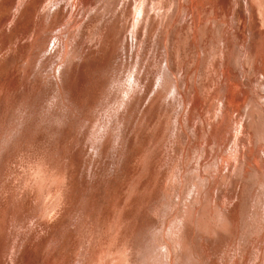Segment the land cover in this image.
Listing matches in <instances>:
<instances>
[{
	"label": "rangeland",
	"instance_id": "1",
	"mask_svg": "<svg viewBox=\"0 0 264 264\" xmlns=\"http://www.w3.org/2000/svg\"><path fill=\"white\" fill-rule=\"evenodd\" d=\"M17 1L0 0V264H75L79 259L80 238L92 237L93 232L99 240L104 232L103 238L107 240L110 230L119 233L118 245L129 243L136 257L139 253L137 258L142 259L141 264L145 256L147 263H153L150 254L156 252L155 245L151 249L152 239L156 244L168 236L177 246L175 264H264V180L261 177L264 114L249 105L254 95H264L259 83L264 82V77L254 76L252 64L247 71L249 80L243 81L239 91L231 88L236 94L227 102L230 119H225L219 128L220 120L214 122L218 129L216 136L207 140L210 151L206 161L202 162L204 150L200 149V155L197 152L205 134L200 141H193L187 160L186 140L179 138L174 127L175 112L178 110L185 117L194 103L197 105L190 116V125H202L198 114L204 113L207 118L222 117L218 113L219 99L221 92L227 90L225 83H221L222 75L229 74L227 78L231 81L235 76L230 68L231 49L235 42L240 48L241 43L244 47L248 45V31L254 32L252 37L257 38L264 23V0L252 15L244 0H219L220 8L214 11V17L210 11L201 16L205 19H202L204 27H209L207 17L215 21L211 37L183 36L180 45L173 41V33L183 24L178 16L173 18L166 33L162 31L163 38L156 18L149 26L151 14L161 15L159 0H145L146 15L136 8L142 0H23L19 7L21 13L15 8ZM185 1L181 0L184 4ZM166 2L172 4L174 0ZM57 8L62 13L52 22L47 21V10L53 12ZM153 25L156 29L148 34ZM94 33L95 39L91 40ZM59 40L62 45L58 44ZM165 40L169 43L172 68H177V58L182 53L180 75L185 82L177 91L182 93L174 95L173 90H165L161 98L152 102L151 91L160 85L158 73L165 66L159 50ZM174 68L178 79L180 75ZM232 68L239 70L237 63ZM182 95L186 103L179 107ZM124 106L135 107L128 115ZM105 126L116 148L124 152L120 167L114 165L116 148L110 149L107 160H99L97 150L87 140L94 130L103 137ZM229 132L231 142L225 140L219 150L221 154L216 152L220 157L212 160L216 137L220 145ZM187 133L192 135V129L186 130ZM246 134L249 136L243 145L239 142ZM122 136L126 140L124 144L120 143ZM197 162H201L200 166ZM182 164V169L188 171L179 184L173 178L175 174L179 176ZM198 168L205 172L202 178L196 174ZM39 169L44 176L53 175L54 179L58 173L63 172L61 176H64H59L64 181L59 195L63 200L53 209V218L46 227L33 219L39 193L32 184ZM92 171L96 172L95 177ZM171 174L173 180L169 179ZM181 186L184 192L178 197ZM198 203L199 206L202 203L201 207ZM183 221L185 230L180 225ZM158 230L164 236L157 240ZM145 247L150 256H142ZM153 260L156 263L157 257L152 256Z\"/></svg>",
	"mask_w": 264,
	"mask_h": 264
},
{
	"label": "bare ground",
	"instance_id": "2",
	"mask_svg": "<svg viewBox=\"0 0 264 264\" xmlns=\"http://www.w3.org/2000/svg\"><path fill=\"white\" fill-rule=\"evenodd\" d=\"M167 0H159V3H157V5L159 4L160 6L158 7L159 8V10H161L160 12H161V15L159 14V12L157 13L158 14V16H156V17H154V15L153 14H151L150 16L148 15V13H147V16H149V26H151V24H153L152 23V20L153 19H155L156 18V26H159L160 27V29H159V33H161V38H163V36H162V31L164 30H167V29H169V27H170V25H172V23H173V18L174 17H176V16H178V18H179V21H182L183 22V24H182V26L180 27V30L179 31H176L175 33H173L174 34V36H173V41H176V43L178 44V45H180L181 44V38L184 36V37H192V38H197V36H201V37H204V36H210L211 37V32H212V28H213V24L215 23V21H214V19L213 20H211L210 21V18L209 17H207V20H209V21H207V24H209V27H204V21L202 20V19H204L203 17H201L202 15L203 16H205L206 15V13L208 12V11H210L209 13H211L212 12V16L214 17L215 16V13H214V11H216V10H218L220 7H219V4L221 3V1H219V0H213V1H210V0H186L185 1V4L184 3H182L181 2V0H174V2L172 3V4H170V2H166ZM170 1V0H169ZM172 1V0H171ZM245 2H246V4H248V8H249V10H251L250 11V14L252 15L253 14V12H254V10L255 9H257V10H259L260 9V7L262 6V2H261V0H250V2L248 1V0H244ZM26 2V1H25ZM58 2V1H57ZM146 2H148V1H146ZM153 2V1H152ZM157 2V1H156ZM24 3V1L23 0H18L17 1V4H16V10H18V9H20L19 7L22 5ZM136 3V2H135ZM147 4V3H146ZM145 4V0H142V2H141V4H140V6H138V7H136L137 9H139V11H140V13L142 14V13H144V15H146V5ZM56 5H58L57 3H56ZM60 5H62V4H60ZM234 5V4H233ZM150 6H151V4H150ZM230 6V5H229ZM236 6V5H235ZM222 7V6H221ZM58 8H59V6H58ZM56 9L55 11H50V9H48L47 10V16H46V20L47 21H49V22H52V19L56 16H58L60 13H62V11L61 10H59V9ZM135 8V9H136ZM151 10H154L155 9V7L153 8L152 6H151ZM157 8V7H156ZM246 8V7H245ZM262 8L264 9V6H262ZM261 8V9H262ZM60 9H61V7H60ZM136 9V10H137ZM222 9V8H221ZM127 10V9H126ZM136 10H134V13H137V12H135ZM158 10V9H157ZM256 10V11H257ZM13 11H15V10H13ZM155 11V10H154ZM256 11H255V13H256ZM263 11V10H262ZM235 12V11H234ZM264 12V11H263ZM16 13V12H15ZM17 13H18V11H17ZM16 13V14H17ZM20 13H21V9H20ZM127 13V12H126ZM154 13V12H153ZM233 13V12H232ZM254 13V14H255ZM13 14H14V12H13ZM155 14V13H154ZM223 14V13H222ZM247 14V13H246ZM20 15V14H19ZM135 15V14H134ZM185 15V17L183 18V17H181V16H184ZM136 16V15H135ZM189 16V19L188 20H186V18ZM211 16V15H210ZM247 16V15H246ZM249 16V15H248ZM247 16V17H248ZM254 16V15H253ZM14 17V16H13ZM256 17V16H255ZM234 18H235V16H234ZM247 19H249V23L252 21L251 20V17H249V18H247ZM135 20V19H134ZM140 20V19H139ZM146 20H148V19H146ZM205 20V19H204ZM242 21V20H241ZM257 21V20H256ZM172 22V23H171ZM68 23V22H67ZM148 23V22H147ZM178 23H180V22H178ZM142 24V23H141ZM74 25V24H73ZM221 25V24H220ZM249 25V24H248ZM154 27H151L150 28V30L147 32L148 34L149 33H151L152 31H153V29H156V26L155 25H153ZM208 26V25H207ZM246 26H247V24H246ZM63 27V26H62ZM69 27V26H68ZM217 27V26H216ZM248 27V26H247ZM64 29V28H63ZM250 29H251V27H250ZM98 30V29H97ZM252 30V29H251ZM259 30V29H258ZM224 31V30H223ZM61 32V31H60ZM249 32V39H247L246 41L248 42V45L246 46V47H244V44H242L241 43V48L240 47H238V45L236 44V42L234 43L235 45H234V48H232L231 49V52H230V60H231V63H230V68H231V70L232 71H234V73H235V76H234V80L233 81H231L230 80V78H227V76L229 77V74L227 75V76H223L222 75V81H221V83L222 82H224L225 84V86H226V88H227V90L223 93V92H221V95H220V102H219V100H218V102L219 103H221V107H223V110L221 109V107H219L220 105H218V107H219V114L221 115L222 114V117L220 118L219 117V115L218 116H216V117H214L213 115L211 116L210 115V117H206V116H204L203 114H198V116H199V119H200V121H201V126L203 127V128H201V126L199 125V126H192V125H190V116H191V114H192V111L196 108V103H194L193 101L195 100V99H197L196 98V96H195V99H192L191 101L194 103L193 105H192V108L189 106V108H191L190 109V111L185 115V117H184V115H183V117H182V115L180 114L181 112H179L178 113V110H177V113L175 112V114H174V116H175V124H174V127H176V131L179 133V138H181L182 137V139H184V140H186V145H187V150H188V155L186 156L187 157V160H188V158H189V148H191L192 147V143H194L195 141H200L201 140V138H202V136H203V134H205V138L203 139V140H201V143H199V149L197 150V152H198V155H200V153H199V151H200V149H202V151H203V153H201L203 156L202 157H205L203 160H202V162L205 160H207L206 158L208 157V153H209V151L210 150H208V146L210 145V143L207 141L208 139H209V137H211V136H216V131H217V129L219 128V127H221V126H219V125H221L223 122H225V119H227V120H229L230 118H229V105H228V99H231V98H233L234 97V94H236L235 93V91H233V90H231V88H233L234 87V89L235 90H238L239 91V88H240V85L243 83V81H245V80H249V77L247 76V71H248V69H249V67H250V65H252L253 64V68H254V72H255V74H254V76H256V74H261L263 77H264V23H263V25L261 26V30H260V32H259V34H258V36H257V38L255 39L254 37H252V34L254 33V32H252V31H248ZM97 33H98V31H97ZM105 33V32H104ZM165 33H166V31H165ZM170 33V32H169ZM95 34V33H94ZM99 34H102V32L101 33H99ZM184 34H186V35H184ZM63 35V34H62ZM106 35V34H105ZM165 35V34H164ZM68 36V35H67ZM69 36H70V34H69ZM96 36V34L95 35H93V37L91 38V40L92 39H95L94 37ZM64 37H65V35H64ZM101 37V36H100ZM183 37V38H184ZM52 38V37H51ZM56 38V35H55V37H54V39ZM59 38V37H58ZM61 38V37H60ZM67 38V37H66ZM191 38V39H192ZM219 38V37H218ZM99 40H100V38H99ZM211 40V39H210ZM65 41H67V39L65 40ZM158 41V40H157ZM164 41V40H163ZM184 41V40H183ZM213 41V40H212ZM207 42V41H206ZM245 42V41H244ZM193 43V42H192ZM223 43V42H222ZM58 44H60V40L58 41ZM230 44V43H229ZM228 44V45H229ZM60 45H62V44H60ZM65 45H66V42H65ZM64 45V46H65ZM68 45V44H67ZM66 45V46H67ZM169 45V43L165 40V42L163 43H161V45L159 46L160 47V55H161V63L164 61L165 62V66H164V69H163V72L161 71V69H160V72H159V70H158V77H159V81H160V85L157 87V88H155V89H153L151 92V94H153V96H152V98H151V96H150V99H152L151 101L152 102H154V101H156L159 97L161 98L162 97V92L163 91H165V90H173V92H171V93H174V95L176 94V92L182 87V86H184V80H182V76L180 75V71H181V69L183 70V68H181L180 69V64H179V59L181 58V54L178 56L179 58H177V61H178V64H177V68L175 69L174 67V69L175 70H177V73H179V78L177 79L176 77H175V75H174V70H173V68L170 66V58H169V54H170V50L169 49H167V46ZM203 45V44H202ZM221 45V44H220ZM243 45V46H242ZM63 46V47H64ZM62 47V48H63ZM217 47H219V46H217ZM246 48V51L244 50ZM66 48L64 47V50H65ZM181 49V48H180ZM200 49H201V47H200ZM67 50V49H66ZM205 50V49H204ZM158 51V50H157ZM65 53H66V51H65ZM220 54V53H219ZM205 55V54H204ZM203 55V56H204ZM212 55V54H211ZM198 58H199V56H198ZM214 58V57H213ZM213 58H212V60H213ZM217 58V57H216ZM220 59V58H219ZM214 60H217V59H215L214 58ZM257 60V61H256ZM198 61V60H197ZM181 62V61H180ZM215 62V61H214ZM234 63H237V68L239 69V70H237V71H235L233 68H232V65L234 64ZM211 65H212V63H210ZM198 66V65H197ZM214 66V65H213ZM211 67V66H210ZM198 68V67H197ZM227 68V67H226ZM235 68V67H234ZM134 69V68H133ZM252 69V68H251ZM252 71V70H251ZM226 72V71H225ZM231 72V71H230ZM218 73V72H217ZM216 73V74H217ZM182 74V73H181ZM133 75V74H132ZM169 78V79H167L166 78V76ZM201 75V74H200ZM249 75H250V72H249ZM146 76V75H145ZM157 76V75H156ZM170 76H172V77H170ZM174 76V77H173ZM259 76V75H258ZM134 77V76H133ZM138 77V76H137ZM136 77V78H137ZM259 78V77H258ZM258 78H256V80L258 79ZM140 79V78H139ZM156 79V78H155ZM161 79H162V81H161ZM170 79H171V83H170ZM259 79H261V78H259ZM237 80H240V84L239 83H237ZM255 80V79H254ZM253 80V81H254ZM252 81V82H253ZM258 81V80H257ZM257 81H255V82H257ZM260 81H262V80H260ZM259 82V81H258ZM262 86H260L261 88L263 87V89H264V82L262 83V82H259ZM258 83V84H259ZM206 84V83H205ZM257 84V83H256ZM256 84H254V85H256ZM258 84H257V86L256 87H259L258 86ZM154 85V84H153ZM146 87H147V85H146ZM193 87H195L194 85H193ZM252 87V86H251ZM225 88V87H224ZM252 88H254V87H252ZM152 89V88H151ZM219 89V88H218ZM222 89V88H221ZM250 89V88H249ZM134 90V89H133ZM132 90V91H133ZM137 90V89H136ZM136 90H134V92L136 91ZM223 90V89H222ZM221 90V91H222ZM242 90V89H241ZM262 90V89H261ZM219 91V90H218ZM256 91V90H255ZM257 91H258V89H257ZM137 92V91H136ZM251 92H253V91H251ZM262 92V91H261ZM264 92V91H263ZM262 92V93H263ZM167 93V92H166ZM170 93V92H169ZM168 93V94H169ZM178 93V92H177ZM179 93H182V92H179ZM178 93V94H179ZM184 93H186V92H184ZM195 93V92H194ZM243 93H245V92H243ZM256 93V92H255ZM261 93V94H262ZM130 94V93H129ZM167 94V95H168ZM237 94H238V92H237ZM132 95H133V93H132ZM164 95V94H163ZM206 95V94H205ZM219 95V94H218ZM239 95V94H238ZM237 95V96H238ZM183 96V95H182ZM236 96V98H238ZM242 96H244V94H242ZM168 97V96H167ZM174 97V96H173ZM219 97V96H218ZM217 97V98H218ZM241 97V96H240ZM239 97V98H240ZM131 98V97H130ZM166 98V97H165ZM170 99L172 98L171 96L169 97ZM168 98V99H169ZM175 98V97H174ZM174 98H172V99H174ZM128 99V98H127ZM126 99V100H127ZM167 99V98H166ZM188 99V98H187ZM203 99V98H202ZM205 99V98H204ZM243 99V98H242ZM241 99V100H242ZM130 100V99H129ZM175 100V99H174ZM125 101V100H124ZM123 101V102H124ZM173 101V100H172ZM171 101V103H174V101L172 102ZM182 101V102H181ZM188 101V100H187ZM199 101V100H198ZM231 101V100H230ZM232 101H234V100H232ZM244 100H242V102H243ZM140 101H138L137 102V104L139 103ZM152 102H150V103H152ZM169 102V101H168ZM176 102V104H177V101H175ZM181 102V103H180ZM241 102V101H240ZM239 102V103H240ZM122 103V102H121ZM121 103H119V104H121ZM130 103V102H129ZM166 103H167V101H166ZM166 103H164V104H166ZM185 103H186V97L185 96H183L181 99H179V102H178V104H179V107H180V105H184L185 106ZM189 103V102H188ZM218 103V104H219ZM230 103H232V102H230ZM235 103V102H234ZM89 104V103H88ZM132 104V103H131ZM163 104V105H164ZM169 104V103H168ZM216 104H217V101H216ZM235 104H238V102L237 103H235ZM249 104V103H248ZM189 105V104H188ZM232 105H234V104H232ZM239 105V104H238ZM250 108L251 109H256L257 111H260V112H262L263 114H264V95H260V94H256V95H254V98H252V100H251V102H250ZM248 105V106H249ZM92 106V105H91ZM169 105H167V107H168ZM171 106H172V104H171ZM171 106H169V108L171 107ZM178 106V105H177ZM135 107V106H134ZM134 107H132L131 109H128V108H126L125 106H124V108H126L125 109V112L129 115V113L132 111V109H134ZM174 107H175V105H174ZM182 107V106H181ZM236 107V106H235ZM239 106H237L236 107V109L238 108ZM172 108H173V106H172ZM171 108V109H172ZM178 108V107H177ZM177 108H175V109H177ZM187 108H188V106L186 107V110H187ZM241 108V107H240ZM182 109V108H181ZM198 109V108H197ZM196 109V110H197ZM200 109V108H199ZM246 109H248V108H246ZM93 110V109H92ZM164 110V109H163ZM173 110H174V108H173ZM195 110V111H196ZM90 111V110H89ZM179 111H182V110H179ZM199 110H197L196 112H198ZM207 111H209V110H207ZM247 111V110H246ZM173 112V111H172ZM184 112V111H183ZM185 112H187V111H185ZM195 112V113H196ZM174 113V112H173ZM172 113V114H173ZM261 113V114H262ZM177 114V115H176ZM210 114V113H209ZM209 114H207V116H209ZM217 115V114H216ZM256 115V114H255ZM173 116V115H172ZM173 116V117H174ZM258 116V115H257ZM195 117V116H194ZM92 118V117H91ZM93 118H94V115H93ZM193 118V117H192ZM238 118V117H237ZM96 119V118H95ZM145 119H146V117H145ZM259 119V118H258ZM216 120H220V123L218 124V128L217 127H215L214 126V122L216 121ZM243 121H245L244 119H243ZM87 122H89V120L87 121ZM115 122V121H114ZM117 122V121H116ZM118 122H119V119H118ZM146 122V121H145ZM230 123H231V121H229ZM256 122V121H255ZM174 123V122H173ZM217 123V122H216ZM97 123H95L94 124V126L96 125ZM108 124V123H107ZM184 124V125H183ZM226 124V123H225ZM110 124H108V126H109ZM264 125V124H263ZM90 126V125H89ZM108 126H105V128L106 127H108ZM119 127V126H118ZM207 128H209L210 129V131L208 132V130H206ZM214 128H215V131H214ZM112 129V128H111ZM119 129H120V127H119ZM189 129L191 130L192 129V135H188V133L186 134V130H188L189 131ZM92 130V129H91ZM90 130V131H91ZM174 131H175V129H173ZM247 130V129H246ZM90 131H89V133H90ZM231 131V130H230ZM240 131H242V133H243V131H244V133H247V132H245V130L244 129H241L240 128ZM120 132V131H119ZM235 132V131H234ZM92 134H91V136H90V140L87 138V140L90 142V144H91V146H94V150L96 149L97 150V153H96V157L97 158H99V160H103V159H105L107 156H108V153H109V151H110V149H115L116 148V146H115V144L116 143H114V139H113V137L110 135V134H107V128H106V132H105V134H104V136L103 137H99L98 135H96V131L94 130L93 132H91ZM124 134V133H123ZM248 134V133H247ZM246 134V137L244 138H241V140H240V142L239 143H241V144H243L244 142H245V139L247 138V136H249V135H247ZM261 134H263V133H261ZM176 135H177V133H176ZM243 135V134H242ZM120 136V135H119ZM192 136V137H191ZM231 135H230V132H229V135H228V137L226 138V136L223 138V143L222 144H220V145H218V138L216 137V143H215V146H217L216 147V151L214 152V154H213V157H212V160H214V158H216L217 159V157H220L219 155L221 154V152H219V150H220V147H221V145H223V144H225L224 142H225V140L228 142L229 140H230V142H231V138H229ZM245 136V135H244ZM262 136V135H261ZM191 138H193V139H191ZM255 138V137H254ZM253 138V139H254ZM259 138V137H258ZM116 139H117V137H116ZM249 139V138H248ZM118 140V139H117ZM237 140V139H236ZM250 140H251V138H250ZM194 141V142H193ZM263 141H264V139H263ZM117 142V141H116ZM124 142H126V140H125V138H124V136H122V137H120V143H123L124 144ZM226 142V143H227ZM249 142V140L247 141V143ZM252 142V141H251ZM85 143H87V142H85ZM212 143V142H211ZM181 144V143H180ZM190 144H191V146H190ZM197 144V143H196ZM238 144V143H237ZM257 144H259V143H257ZM263 144H264V142H263ZM117 145V144H116ZM243 145H245V144H243ZM247 145H249V144H247ZM251 145V144H250ZM256 145V144H255ZM254 145V146H255ZM115 146V147H114ZM214 145H212V147H213ZM226 146V145H225ZM253 146V145H252ZM230 147V146H229ZM244 147V146H243ZM248 147H250V146H248ZM252 148V147H251ZM254 148V147H253ZM256 148V147H255ZM86 149V148H85ZM114 149H113V151H114ZM227 149V148H226ZM245 149V148H244ZM262 149V148H261ZM90 150V149H89ZM96 150H95V152H96ZM181 149H179V151H180ZM230 150V149H229ZM235 150V149H234ZM92 151V150H91ZM90 151V152H91ZM116 151H117V153H116V162H115V167L117 166V167H120V162H121V160H122V157H123V153H122V151L123 150H120V149H117L116 148ZM239 151V150H238ZM245 151V150H244ZM93 152V151H92ZM216 152H219L220 154H216ZM250 152V151H249ZM187 153V152H186ZM211 153H213V152H211ZM181 158H182V160L184 159V150L181 152ZM240 155V154H239ZM88 156V155H87ZM86 156V157H87ZM211 156V155H210ZM226 156V155H225ZM185 157V158H186ZM222 158H221V160L224 158V156H221ZM242 158H243V156H242ZM245 158V157H244ZM113 159V158H112ZM215 159V160H216ZM106 160H107V158H106ZM186 160V159H185ZM225 159H223L222 160V162L224 161ZM110 161V160H109ZM218 161V160H217ZM216 161V162H217ZM238 161V160H237ZM243 161H244V159H243ZM261 161V160H260ZM85 162V161H84ZM99 162V161H98ZM100 162H102V161H100ZM104 162V161H103ZM111 162H112V160H111ZM124 162V161H123ZM183 162V161H182ZM221 162V163H222ZM201 163V162H200ZM200 163L199 162H197V164H198V166H200ZM206 163H208V162H206ZM220 163V162H219ZM221 163H220V165H221ZM224 163V162H223ZM93 164V163H92ZM216 164H218V163H216ZM264 164V163H263ZM86 165V164H85ZM89 165V164H88ZM210 165H211V163H210ZM209 165V166H210ZM219 165V166H220ZM243 165H245V163L243 164ZM249 165V164H248ZM93 166V165H92ZM185 167H186V164L184 165ZM216 166V165H215ZM222 166V165H221ZM220 166V167H221ZM86 167V166H85ZM211 167V166H210ZM217 167H218V165H217ZM247 167V166H246ZM183 168V164H182V167H181V172L179 173V176L178 175H176L175 174V178H173V179H175L177 182L179 181L180 183L181 182H183L182 181V179H185V174L187 173V171H185V170H183L182 169ZM208 168V167H207ZM221 169V168H220ZM223 169V168H222ZM245 169V168H244ZM85 170V169H84ZM113 170H115V169H113ZM121 170V169H120ZM119 170V171H120ZM216 170V169H215ZM218 171H219V169H217ZM228 170H229V168H228ZM247 170V169H246ZM252 170V169H251ZM61 171V170H60ZM67 171V170H66ZM194 172H195V170H194ZM221 172V171H220ZM223 172V171H222ZM229 172V171H228ZM241 172V171H240ZM36 173V179H35V183H33L32 185H33V187L34 188H36L37 189V191H38V193H39V195H37V196H39L37 199H36V209H35V214H34V216H33V219H36L37 220V222H39L38 224L40 225V226H44V227H46L47 226V224H48V222H49V220H50V218H51V215H52V211H53V209L54 208H58V206L57 205H59L60 204V202L61 201H59V200H61V199H59V195H61L60 194V192H62V191H60V190H62L61 188L63 187V184L62 183H64V181H61V178H64V176L62 177L61 176V174L63 173H61L60 175H59V173H58V177L59 176H61V178L59 177V179H57L56 177H55V179L53 178L54 176L52 175V176H49V174L48 175H43L42 173H44V172H42L40 169L37 171V172H35ZM65 173V172H64ZM92 173V176H96L97 174H96V172H91ZM205 172L204 171H202L201 170V168H198L197 169V171H196V174H197V176L198 177H200V178H202V174H204ZM46 174V173H45ZM207 174V173H206ZM57 175V174H56ZM65 175V174H64ZM69 175V174H68ZM172 176L174 177V175H172L171 174V176L169 177V179L170 180H173L172 179ZM66 178H67V176H65ZM83 177V176H82ZM209 177V176H208ZM212 177V176H211ZM261 177L263 178V180H264V167H262V171H261ZM65 178V179H66ZM72 179V178H71ZM92 179V178H91ZM209 179V178H208ZM207 179V180H208ZM63 180V179H62ZM67 180V179H66ZM69 180V179H68ZM174 180V181H175ZM72 181V180H71ZM92 181H94V180H92ZM210 181H212V179L210 180ZM67 182V181H66ZM88 182V181H87ZM178 182V183H179ZM68 183V185H69V182H67ZM66 183V184H67ZM179 183V184H180ZM187 184V183H186ZM186 184H185V186H186ZM190 184V183H189ZM264 184V183H263ZM31 185V186H32ZM71 185V184H70ZM172 185V184H171ZM183 185V184H182ZM204 185V184H203ZM169 186V185H168ZM175 186V185H174ZM184 186V185H183ZM183 186H181V188H182V190L180 191V189H179V191H178V197H180L181 196V192L183 191L184 192V188H183ZM187 187V186H186ZM264 187V186H263ZM200 188V187H199ZM33 189V188H32ZM194 189V188H193ZM35 190V189H34ZM185 190H186V188H185ZM206 190V189H205ZM27 191V190H26ZM70 191V190H69ZM198 191V190H197ZM33 192V191H32ZM182 192V193H183ZM194 192V191H193ZM30 193V192H29ZM186 193V192H185ZM204 193H205V191H204ZM34 194V193H33ZM33 194H32V196H33ZM66 195V194H65ZM200 195L202 196V193H200ZM205 195H206V193H205ZM208 195V194H207ZM200 196V197H201ZM213 196V195H212ZM193 197V196H192ZM207 197V196H206ZM189 198V197H188ZM203 198V197H202ZM207 198H209V197H207ZM174 199V198H173ZM63 200V199H62ZM172 200V199H171ZM205 200V199H204ZM196 201V200H195ZM261 201H262V199H261ZM59 202V203H58ZM197 202V201H196ZM263 202V201H262ZM20 203V202H19ZM201 204L202 203H200V206H199V203L198 204H196V205H198L199 207H201ZM57 206V207H56ZM60 206V205H59ZM188 206V205H187ZM206 206V205H205ZM119 211V210H118ZM121 212V211H120ZM56 213V212H55ZM205 213H206V211H205ZM189 214H191V212H189ZM123 215V214H122ZM192 215V214H191ZM117 216V215H116ZM175 217H178V216H175ZM53 218V217H52ZM51 218V219H52ZM168 218V217H167ZM170 218V217H169ZM169 218H168V220H169ZM165 220V219H164ZM172 220H173V218H172ZM51 221V220H50ZM119 221V220H118ZM36 222V223H37ZM169 222V221H168ZM167 222V223H168ZM192 222V221H191ZM165 223V224H164ZM163 224V228L165 229V225L167 226V224H166V220L162 223ZM170 224V223H169ZM183 224V228H184V230L186 229V224H185V221H183L180 225H182ZM160 225V224H159ZM161 227H162V225H161ZM169 227V226H168ZM163 228H162V230H163ZM238 228V227H237ZM161 229V228H160ZM159 229V230H160ZM168 229V228H167ZM158 230V231H159ZM91 231H92V229H91ZM91 231H89V232H91ZM106 231V230H105ZM168 231H169V229H168ZM182 231H183V229H182ZM34 232V231H33ZM167 232V231H166ZM172 232V231H171ZM186 231H184V233H185ZM237 232H238V229H237ZM159 233V235H154V236H156L155 238L158 240V238H160L159 236H161V238L164 236H162V235H160V231L158 232ZM169 233H170V231H169ZM94 234L95 233H93V232H91V235H92V237L90 238V237H84V239L82 240V238H80V240H79V242H77V250H78V256H79V259H78V261L77 262H75V264H141V261H142V259L140 260L139 258H137V257H139L138 256V254H137V257H136V251H135V249H130V244L129 243H122L121 245H118V242H120L119 241V239H118V234H117V232L114 230H110V232H109V234H108V236L110 237L109 239H107V240H104V238H103V234H104V232H103V234H100V239L98 240V239H96L95 237H94ZM177 234V233H176ZM167 235H171V234H168V232H167ZM238 235V234H237ZM32 236V235H31ZM153 236V237H154ZM152 237V236H151ZM152 237V238H153ZM183 237V236H182ZM99 238V237H98ZM122 238V237H121ZM168 238H169V236H168ZM167 238V239H168ZM178 238V237H177ZM122 239H126V238H122ZM167 239L166 240H164V239H162L161 241H159L158 243H154V242H156V240L154 241V239H152L153 240V243L151 244L150 243V241H149V243L151 244V246L152 245H155V251L154 252H156V254H153L152 252H150V253H152V254H150L151 255V261L150 262H153L152 264H154L155 263V260H153L152 261V256H153V259L155 258L156 259V257H157V261H158V263H157V261H156V263L157 264H175L176 262H175V253H178L177 252V246H176V244H173V243H171V240H170V238H169V240H170V242L169 241H167ZM184 239V238H183ZM31 240V239H30ZM29 240V241H30ZM160 240V239H159ZM179 240V239H178ZM186 240V239H185ZM97 241H98V243H97ZM144 241V240H143ZM181 241V240H180ZM187 241V240H186ZM186 241H185V243H186ZM127 242V241H126ZM172 242H173V240H172ZM184 242V241H183ZM182 242V243H183ZM31 243V242H30ZM121 243V242H120ZM147 243V242H146ZM145 243V245L147 246V244ZM175 243V242H174ZM28 246V245H27ZM187 246V245H186ZM149 247V250H150V246H148ZM179 247H181V246H179ZM154 247L152 246L151 247V249L152 250H154L153 249ZM183 248V247H182ZM144 249V248H143ZM180 249V248H179ZM148 250V248H147V251H146V247H145V250L144 251H146V252H148L149 251ZM152 250H150V251H152ZM182 250V249H181ZM143 251V252H144ZM183 251V250H182ZM246 251H247V249H246ZM142 253V252H140V254L142 253V256L144 255L145 256V254H149V252L148 253ZM192 252V251H191ZM179 253H180V251H179ZM247 253V252H246ZM25 254V253H24ZM182 254V253H181ZM150 255H148V256H150ZM154 255L156 256V257H154ZM179 255V254H178ZM142 256L140 257V258H142ZM147 256V257H148ZM223 256H225L224 254H223ZM236 256V255H235ZM21 257V256H20ZM177 257V256H176ZM183 257V256H182ZM242 257H244V254H242ZM178 258H180V257H178ZM225 258V257H224ZM245 258V257H244ZM236 259V258H235ZM145 260H147V258H146V256H145ZM145 260H143V262H142V264L144 263V262H146L147 263V261H145ZM177 260V259H176ZM221 260L223 261V259H222V257H221ZM240 260V259H239ZM225 261H226V259H225ZM225 261H224V263H225ZM236 261V260H235ZM241 261H243V259L241 260ZM244 261H247V260H244ZM221 262V261H220ZM145 263V264H146ZM155 263V264H156ZM200 263V262H199ZM209 263H210V261H209ZM235 263V262H234ZM147 264H149V262L147 263ZM151 264V263H150ZM222 264H223V262H222ZM232 264V263H231Z\"/></svg>",
	"mask_w": 264,
	"mask_h": 264
}]
</instances>
